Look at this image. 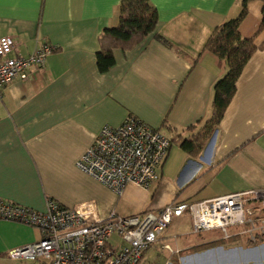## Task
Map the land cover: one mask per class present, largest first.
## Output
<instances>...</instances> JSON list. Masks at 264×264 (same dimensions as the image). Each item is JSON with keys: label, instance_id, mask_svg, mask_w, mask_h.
Segmentation results:
<instances>
[{"label": "crops", "instance_id": "obj_1", "mask_svg": "<svg viewBox=\"0 0 264 264\" xmlns=\"http://www.w3.org/2000/svg\"><path fill=\"white\" fill-rule=\"evenodd\" d=\"M121 1L0 0V37H12L19 55L55 48L27 81L16 79L3 91L0 199L39 212L49 201L64 208L89 204L97 221L111 213L128 217L171 203L264 192L262 2H248L239 25L240 35L259 49L245 64L213 141L212 134L201 151L187 153L180 142L210 118L213 86L225 71L205 43L238 16L241 0H149L157 12L154 32L129 48H113V66L100 72L99 38L116 27ZM128 116L158 130L171 147L158 181L148 189L128 184L116 194L76 163L102 128L118 127ZM40 238L35 228L0 220V264H32L7 253ZM243 239L223 240L217 230L195 233L184 214L141 264H264V237L254 244Z\"/></svg>", "mask_w": 264, "mask_h": 264}, {"label": "built area", "instance_id": "obj_2", "mask_svg": "<svg viewBox=\"0 0 264 264\" xmlns=\"http://www.w3.org/2000/svg\"><path fill=\"white\" fill-rule=\"evenodd\" d=\"M54 50L43 45L22 57L12 37H0V100L7 85L16 79L27 81L31 70L42 67ZM170 147L171 141L158 130L128 116L118 127L102 128L76 165L116 194L128 184L148 189L158 181ZM184 214L195 233L217 230L223 240L243 236L250 243L264 237V192L256 190L171 203L128 217L111 213L97 221L91 220L89 204L64 208L49 201L46 210L39 212L0 199L1 221L40 232L37 242L7 253L13 260L32 264H141L145 252Z\"/></svg>", "mask_w": 264, "mask_h": 264}, {"label": "trees", "instance_id": "obj_3", "mask_svg": "<svg viewBox=\"0 0 264 264\" xmlns=\"http://www.w3.org/2000/svg\"><path fill=\"white\" fill-rule=\"evenodd\" d=\"M250 1L252 0H241L238 16L216 27L205 43L204 51L213 55L225 71L213 86L210 118L200 132L180 142V148L187 153L199 152L204 148L236 92V82L245 64L259 49L251 39L243 38L239 33V25L247 14V4ZM260 1L262 10L259 30H262L264 29V0ZM156 25L157 12L150 5L149 0H122L116 27L104 29L99 38V51L96 54L98 70L106 72L113 66L114 59L111 51L113 48L131 47L153 33ZM156 37L163 44L169 45L161 37Z\"/></svg>", "mask_w": 264, "mask_h": 264}, {"label": "rangeland", "instance_id": "obj_4", "mask_svg": "<svg viewBox=\"0 0 264 264\" xmlns=\"http://www.w3.org/2000/svg\"><path fill=\"white\" fill-rule=\"evenodd\" d=\"M233 233V232H232ZM236 236H231V238H229L228 240H230V239H232V238H235ZM228 240H226V241H228ZM244 241H247L248 242V239H243ZM249 244H254V243H250V242H248Z\"/></svg>", "mask_w": 264, "mask_h": 264}, {"label": "water", "instance_id": "obj_5", "mask_svg": "<svg viewBox=\"0 0 264 264\" xmlns=\"http://www.w3.org/2000/svg\"><path fill=\"white\" fill-rule=\"evenodd\" d=\"M216 133V132H215ZM215 133L212 135L210 143L213 141L214 137H215ZM210 145V144H209Z\"/></svg>", "mask_w": 264, "mask_h": 264}]
</instances>
